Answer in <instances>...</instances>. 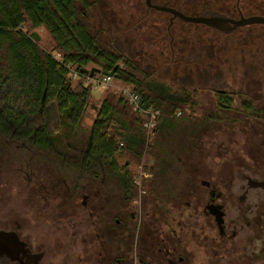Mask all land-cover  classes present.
Segmentation results:
<instances>
[{
	"label": "flooded vegetation",
	"instance_id": "flooded-vegetation-1",
	"mask_svg": "<svg viewBox=\"0 0 264 264\" xmlns=\"http://www.w3.org/2000/svg\"><path fill=\"white\" fill-rule=\"evenodd\" d=\"M146 1L125 13L139 58L119 62L139 73L169 62V116L183 124L164 152L132 157L136 172L111 156L65 159L32 129L21 141L0 134V264H264V22L234 26L264 18V0Z\"/></svg>",
	"mask_w": 264,
	"mask_h": 264
},
{
	"label": "trees",
	"instance_id": "trees-1",
	"mask_svg": "<svg viewBox=\"0 0 264 264\" xmlns=\"http://www.w3.org/2000/svg\"><path fill=\"white\" fill-rule=\"evenodd\" d=\"M26 19L31 28L43 25L50 33L56 49L62 53L59 59L39 49L24 29ZM79 45L88 55H77ZM89 62L101 66L105 72L113 71V77L126 84H133L144 106L151 105L161 111L162 117L151 132L153 135L170 122L172 112L161 104L173 100L168 87L151 84L149 89L158 100L136 88L137 81L116 66L119 57L96 46L74 18L73 0H0V134L21 141L28 136L25 130L32 129L34 138L43 137L42 141H36L43 148L63 152L65 159H78L88 164L107 156L115 161L125 148L132 157L139 159L145 146L144 130L139 125L137 128L129 126L106 99L98 107L86 140H74L62 150L54 144L59 131L71 132L74 138L75 131L81 129L91 89L90 85L73 87L71 76L72 69L78 72ZM82 77L87 79L88 76ZM119 98L124 103L122 97ZM36 129L41 132H34ZM81 143L83 146L78 148ZM88 144L91 147L87 148Z\"/></svg>",
	"mask_w": 264,
	"mask_h": 264
},
{
	"label": "rangeland",
	"instance_id": "rangeland-1",
	"mask_svg": "<svg viewBox=\"0 0 264 264\" xmlns=\"http://www.w3.org/2000/svg\"><path fill=\"white\" fill-rule=\"evenodd\" d=\"M86 6L84 8H81L78 3H76V12L77 16L80 18V20L85 23V28L88 30L89 34L95 39L96 45L103 50L106 53H112L113 55L118 56L119 58L126 57L131 60H136L139 58L137 52H135V56H130L129 54H132L133 46H129L127 48L125 38L127 37V16L126 13V6L129 5L128 9L129 11L133 10L132 6L133 2L135 0H85ZM25 27L27 28L26 31H28L29 34L32 32H35L39 39L34 40V42L37 44L39 49L41 51L51 52L56 58H58L57 54L61 53L59 49H56V43L52 39V37L47 33V31L42 27L39 26L37 28H31L29 23L25 21ZM161 25H163V22H161ZM165 26V24H164ZM163 26V28H164ZM132 28V26H130ZM183 29L186 31V33L190 36L192 35V27L191 25L187 23H175V29ZM131 30V29H130ZM132 31V30H131ZM164 32V33H163ZM165 31L162 29L161 34H157L156 38L158 40H165ZM132 35V34H131ZM129 38H134V44L138 41L139 35H133ZM162 37V38H161ZM191 38V36L189 37ZM162 48V54L157 56L161 59H168L169 57V51L167 49V43H161L160 48ZM166 46V49H165ZM156 57V58H157ZM158 60V59H157ZM159 62V61H158ZM169 62L164 63L161 62L160 68L157 69V72L154 73L153 68H145L144 73H139L140 70L137 69V67L132 68H124L123 63L120 61L118 62V67L121 70L129 71V75H131L137 83L134 85L136 88L141 90L144 94L148 95L152 99L158 100L156 97L157 95L152 92L149 87L152 83H159L163 84L170 89V95L172 96V86H170L168 82V78L166 79L163 76V71L168 67ZM75 67V66H74ZM86 69H90L92 67L102 68L101 66H97L94 63L89 62L87 65L82 66ZM74 71V69H72ZM162 71V72H161ZM152 77H149L150 75H153ZM161 73V74H160ZM168 72H166L167 74ZM148 76V77H146ZM72 78V86L76 87L79 85L88 86L90 85L91 89V96L88 100L87 109L85 116L81 123V129H78L75 131V137L72 138L71 132L68 131H59L58 136L54 138V144L62 150V148L68 143L71 145V143H74V140L83 141L87 139L88 132L90 130V127L92 125L93 120L96 117L97 110L99 105L101 104L102 100L106 99L108 102H110L111 105L115 108L117 112H119L122 117L125 119L127 124L129 126L138 127L139 123L137 121L139 120V116L132 112V110L126 106V104L122 103L119 97H121V90L122 89H133V84H126L125 81H122L118 78L113 77L109 85L105 86L104 88L97 84V80L101 79V74H94V76L87 80L86 78L82 77V74H79L76 72L74 76H71ZM173 101V100H172ZM172 101H169L168 103H161L162 106L167 110L171 109ZM180 120L173 119L170 117V122L168 124H165L163 127V130L158 131L155 135H153L151 132L143 131V137H144V145L147 147V152H154L156 153L157 150H161L162 152L165 151V149L169 146V140L171 137L172 129L173 127H178L179 125L183 123H179ZM176 124V125H175ZM61 134V135H60ZM70 134V136H68ZM159 143V145H157ZM82 143L79 144L78 148L81 147ZM160 145L162 146L161 149H159ZM83 146V145H82ZM167 146V147H166ZM157 147V148H156ZM157 159V158H155ZM162 158H159L158 161H161ZM116 160L119 162V164H122L125 161H129V170L131 172H136L138 170V164L137 160H132V156L129 155L127 152H121ZM148 157H145L144 165L145 169L149 170V166H147Z\"/></svg>",
	"mask_w": 264,
	"mask_h": 264
},
{
	"label": "built area",
	"instance_id": "built-area-1",
	"mask_svg": "<svg viewBox=\"0 0 264 264\" xmlns=\"http://www.w3.org/2000/svg\"><path fill=\"white\" fill-rule=\"evenodd\" d=\"M90 79L91 78L87 77V80ZM112 79L113 75H101V79L96 82L104 88L109 85ZM120 94L126 106H128L133 113L139 116L138 123L141 129L149 133L154 131L160 122V118L162 117L161 111L151 105L144 106L141 103L139 94L134 89H122Z\"/></svg>",
	"mask_w": 264,
	"mask_h": 264
},
{
	"label": "water",
	"instance_id": "water-1",
	"mask_svg": "<svg viewBox=\"0 0 264 264\" xmlns=\"http://www.w3.org/2000/svg\"><path fill=\"white\" fill-rule=\"evenodd\" d=\"M148 3V0L146 1ZM157 8V7H155ZM171 12L173 13L174 17L177 16L181 21L183 22H191V23H203L206 22L208 23V20L204 19L203 17H190V16H185L177 11L171 10ZM211 20H215L213 18V16L211 17ZM253 22H264V18H246V19H241L238 22L234 23V26L236 25H244V24H250ZM212 24V23H209ZM33 36L36 40H38V35L36 33H33ZM78 73L82 74V75H87L88 78H92L94 76V74H101V75H106V76H112L113 75V71L111 72H105L100 68L97 67H92L90 69H86V68H79L78 69ZM5 234L3 232H0V240H2L3 236ZM2 247V242L0 243V248Z\"/></svg>",
	"mask_w": 264,
	"mask_h": 264
}]
</instances>
